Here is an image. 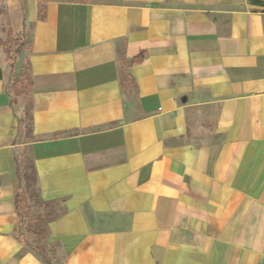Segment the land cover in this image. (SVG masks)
Segmentation results:
<instances>
[{
	"label": "crops",
	"instance_id": "crops-1",
	"mask_svg": "<svg viewBox=\"0 0 264 264\" xmlns=\"http://www.w3.org/2000/svg\"><path fill=\"white\" fill-rule=\"evenodd\" d=\"M0 5V264H264V0ZM21 146L52 256L16 212Z\"/></svg>",
	"mask_w": 264,
	"mask_h": 264
},
{
	"label": "rangeland",
	"instance_id": "rangeland-1",
	"mask_svg": "<svg viewBox=\"0 0 264 264\" xmlns=\"http://www.w3.org/2000/svg\"><path fill=\"white\" fill-rule=\"evenodd\" d=\"M1 9V5H0ZM4 14H0V23L2 25H7L8 22L5 18H3ZM7 36L13 37L14 35L8 33ZM18 45L21 42H16ZM23 60H20L19 63H16L15 67H12L11 74L7 77L8 85L12 87V91L14 95L18 96L19 102V113L20 117V142L30 141L33 139L31 134V105H30V97L28 93V82H29V73H28V64L26 59L23 57ZM12 82V83H10ZM24 94V95H22ZM17 100V99H16ZM17 163H18V173L20 175L19 185L21 189L26 193L28 198V203L31 206L30 218H43L45 216V209L47 207L46 204L40 201L38 198L37 186L35 182V173L32 165V154L30 152L29 146H21L18 150V154L16 155ZM29 212V211H28ZM27 215L26 218L29 217ZM48 219V218H47ZM44 224V223H43ZM45 226V225H42ZM37 230V228L35 229ZM38 231V230H37ZM43 234V233H39ZM38 234L36 241L34 242V246L37 250L39 248L40 251L45 253V257L52 256V251L46 252L43 244L40 243V235ZM45 235V234H43Z\"/></svg>",
	"mask_w": 264,
	"mask_h": 264
},
{
	"label": "trees",
	"instance_id": "trees-1",
	"mask_svg": "<svg viewBox=\"0 0 264 264\" xmlns=\"http://www.w3.org/2000/svg\"><path fill=\"white\" fill-rule=\"evenodd\" d=\"M17 41L21 42V35L20 34L15 35L13 38L7 37L4 41H2V44H1L2 50H3V53L6 57V59L9 60L11 63H14V60H15L14 57L20 53V50L22 47V43L18 45L16 43ZM139 59H140V56H137L136 58H134L133 61H138ZM0 78H1V71H0ZM17 178L19 180V178H20L19 173H17ZM35 182H36V175H35ZM38 198H39V196H38ZM40 201L43 202V204H46V205L48 204L47 202H44L41 199H40ZM14 202H15L16 212L20 216V219L23 221L28 215L29 203H28V198L26 196V193L21 189L20 185L16 191ZM47 221H48L47 216H44L43 218L29 219L26 223V230L25 231L27 233H34L36 235V238H37L39 233L45 234L47 232V230H48L46 227ZM42 225H45V226H42ZM36 228L38 231L35 230ZM43 234H39V235L43 236ZM29 246L32 249H37V246H36V248H34L31 243H29Z\"/></svg>",
	"mask_w": 264,
	"mask_h": 264
}]
</instances>
